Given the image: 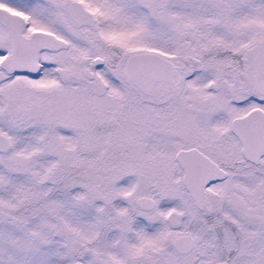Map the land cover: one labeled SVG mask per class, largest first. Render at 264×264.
Listing matches in <instances>:
<instances>
[{"label": "snow or ice", "instance_id": "6c2138e0", "mask_svg": "<svg viewBox=\"0 0 264 264\" xmlns=\"http://www.w3.org/2000/svg\"><path fill=\"white\" fill-rule=\"evenodd\" d=\"M0 264H264V0H0Z\"/></svg>", "mask_w": 264, "mask_h": 264}]
</instances>
